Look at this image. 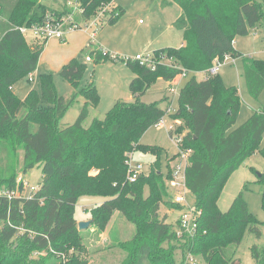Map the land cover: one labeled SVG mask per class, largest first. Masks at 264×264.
<instances>
[{"label": "trees", "instance_id": "trees-1", "mask_svg": "<svg viewBox=\"0 0 264 264\" xmlns=\"http://www.w3.org/2000/svg\"><path fill=\"white\" fill-rule=\"evenodd\" d=\"M79 1L80 11L74 17L77 23L91 20L114 0ZM171 2L181 9L173 25L182 30L184 44L155 49L152 67L122 59L134 72L129 82L133 99L117 100L102 119L95 118L85 126L89 108L98 104L99 94L93 82L80 86L86 64L76 57L59 71L74 89L68 96L57 93L49 72L39 75V90L30 89L24 98L13 91L15 83L26 77L29 80L46 40L30 44L20 27L41 24L48 11L56 16L68 11L48 10L42 0H0V189L17 188L16 166L20 162L22 173L38 166L42 175L39 188L30 196L9 198L0 194V264H88L79 254H68L80 246L74 206L81 195L103 196V201L91 209L92 222L99 228L115 210L134 223L129 260L121 264H184L188 252L200 256L204 264H240L234 252L243 233L248 230L260 236V221L249 211L241 192L226 211L218 208L217 200L231 173L263 138L264 103L232 129L240 109L236 88L224 85L208 70L213 60H223L225 53L241 57L248 93L254 99L260 96L264 59L243 55L235 49L233 39L246 35L260 20L264 0H162L163 5ZM123 11L121 6L113 7L108 22ZM161 55L171 57L177 66L161 61ZM90 56L95 63L110 57L100 48L91 50ZM183 69L207 71L208 75L187 79L179 88L176 111L169 114L181 121L169 130L170 136L173 131L180 135L179 148L190 150L185 185L199 212L195 233L184 235L179 246L173 243L181 241L173 225L158 216L164 196L169 208H181L170 199L165 180L171 174L169 161L179 152L167 161L164 174L160 166L162 147L143 144L140 138L168 114L160 105L162 99L147 103L141 100L142 94L158 78L172 80ZM79 96L84 103L75 122L61 125L62 117ZM132 151L150 153L155 159L148 172L131 182L126 161ZM260 152L264 157V146ZM258 179L264 186V171ZM146 187L148 194L144 196ZM175 248H181L178 261ZM251 256L254 264H264V245H252Z\"/></svg>", "mask_w": 264, "mask_h": 264}, {"label": "rangeland", "instance_id": "rangeland-1", "mask_svg": "<svg viewBox=\"0 0 264 264\" xmlns=\"http://www.w3.org/2000/svg\"><path fill=\"white\" fill-rule=\"evenodd\" d=\"M118 6L123 8V13L114 21L108 22L110 10L115 7V3L104 5L98 12L91 17L93 23L97 24L92 28L94 36L89 38V45L82 50H78L76 57L86 62V69L81 78L80 86L84 87L87 83L93 82L99 94V102L96 106L89 108V115L83 122V125L88 126L95 118L102 119L110 110L117 100H131L129 91V81L134 76L132 69L122 61V59H130L134 62V56L137 53L143 52L146 56H152L154 50L159 47L172 46L178 47L182 41V30L177 29L173 24V20L179 14V7L176 3L171 5H163L162 0H114ZM42 2L53 8L55 11L72 12L73 17L79 12L77 6H80L79 0H42ZM50 8H48L49 10ZM52 13V11H48ZM63 15V14H62ZM25 38L28 43H41L43 38L31 32L25 33ZM235 49L245 56L256 59H264V12L260 20L255 26L249 28V32L243 36H237L233 39ZM100 48L109 52V57L106 61L95 63L85 61V56L90 55V51ZM156 56V55H155ZM44 72H49L53 76L57 93L63 96H68L73 92L71 84L60 76L59 72L47 66L46 64L37 65L34 71L27 77L21 79L13 85V89L20 98H24L27 92L34 88L39 90V75ZM207 71L202 72H186L180 74L178 80L177 91L168 92L169 98L172 97V102L162 123L163 126L149 127L141 136L140 142L143 144L158 145L162 147L160 156L161 171L166 174L167 161L178 151L175 141L174 131L170 137L169 130L174 128L179 123H174L176 120L169 115L177 109V95L179 88L184 85L187 79L195 75L197 79L205 77ZM224 85L234 86L240 98V109L235 124L232 129L242 124L254 111H256L264 103V90L257 99L250 96L247 86L242 75L243 62L241 57H234L221 64L215 72ZM208 74V73H207ZM206 74V75H207ZM166 83L157 79L141 96L144 102H153L163 94ZM84 103V98L79 96L71 107L66 111L61 119V125H70L75 122ZM162 107H166L165 103H161ZM37 126L33 125V130ZM264 146V134L257 148L242 161L228 178L220 196L217 200V206L221 211H226L233 199L241 192L249 211L260 221L259 229L260 236L246 230L240 243L236 246L234 257L240 264H254L251 256V247L256 244L264 245V209L262 207V191L264 186L259 181V175L264 171V157L260 150ZM21 155V151H18ZM132 154L133 164H141L144 168L143 172H148L152 162L155 159L150 153H142L139 151L130 152ZM178 156L169 161L170 167L177 164ZM21 162L16 166L17 178H24L29 186L40 185L42 180L41 169L35 166L25 173L20 171ZM166 180V179H165ZM172 197L173 191H169ZM148 194L147 187L144 190V196ZM166 198L163 197L159 205V218L165 217V222L177 227V216L179 209L169 208L166 205ZM103 196L99 195H81L77 198L74 206V217L78 222L91 220V223L85 229L80 230L81 240L80 246L71 248L68 254H79L87 259L88 264H121L125 260H129L128 243L134 236L135 225L129 221L123 212L115 210L111 218L103 227H98L92 222L91 209L103 201ZM186 202L192 209L194 208V196L186 190ZM176 236L181 241L173 240V243L181 246L184 240V235H179L176 231ZM165 242V241H164ZM164 246H166L163 243ZM181 248L174 249V257L178 261L181 257ZM45 254L44 251H40ZM65 259L66 256H63ZM199 264H204L203 259L197 257Z\"/></svg>", "mask_w": 264, "mask_h": 264}, {"label": "built area", "instance_id": "built-area-1", "mask_svg": "<svg viewBox=\"0 0 264 264\" xmlns=\"http://www.w3.org/2000/svg\"><path fill=\"white\" fill-rule=\"evenodd\" d=\"M80 11V6H77V8ZM94 20H89L82 23H77L72 15V12H68L66 14L56 16L51 13H47L43 22L39 25L33 24L31 27H20V30L25 34L26 32H31L33 34H37L41 36L42 38H50L55 37L58 39H62L67 31L70 30H77V29H85V30H92V35L94 33V30L92 29L97 22L93 23ZM94 36V35H93ZM106 51V50H103ZM111 57V56H110ZM230 54H224L223 60H220L218 58H215L213 60V67H211L208 72L215 73L217 68L223 64L224 62L232 59ZM86 61H92V57L90 55L85 56ZM134 60L139 61L141 64H145L146 66H153L156 62V58L154 57V54L152 56L148 55L146 56L143 52L137 53L134 56ZM160 60L164 61L165 63L171 65V66H177V64H174L175 62L173 59L167 58L164 55L160 56ZM186 70L183 69L180 74H186ZM30 79V77H29ZM171 92H175V88H171ZM156 126L162 127L163 123L162 120L156 124ZM173 129V128H170ZM172 137V136H171ZM175 141L177 143V150L179 152L178 154V162L176 165L171 167V174L170 177L166 179V185L168 188V191H173V196L170 197V199L181 205L180 213L177 219V227L176 231H178L179 235H189L193 236V234L196 231L197 227V218L199 215L198 210L195 208L192 209L190 206H188L186 202V185H185V168L187 165V159L190 154L189 149H181L179 148V144L181 142V136L176 135L174 136ZM128 164V173H127V179L129 181H134L137 176L144 171V168L141 164H133L132 162V154H129V159L126 161ZM18 186L15 190H8V189H0V194H5L7 197L11 198L13 196H30L34 191H36L39 188V185L37 186H29L28 182L24 180V178L20 177L18 179ZM22 186V188L20 187ZM184 264H198L197 257L192 255L191 253H187L185 256Z\"/></svg>", "mask_w": 264, "mask_h": 264}, {"label": "crops", "instance_id": "crops-1", "mask_svg": "<svg viewBox=\"0 0 264 264\" xmlns=\"http://www.w3.org/2000/svg\"><path fill=\"white\" fill-rule=\"evenodd\" d=\"M113 2L115 3V1H113ZM171 4H173V2L169 3L168 5H171ZM115 6H118V4L115 3ZM48 8H51V7H48ZM51 9H53V8H51ZM179 10H180L179 14L176 16V18L181 13L180 7H179ZM174 20H173V22H174ZM173 22H172V24H173ZM93 35H94V33H93ZM93 35H92V30L77 29V30L67 31L65 36L62 39H58L55 37H50V38L46 39L44 44H43V48H42L41 54L39 56V60H38L37 65L46 64L47 66H51V68L54 69L55 71L59 72L61 67L65 63H67L73 57H76L78 50H82L87 45H89L88 44L89 38L93 37ZM183 44H184V42L182 40L179 46H181ZM84 63L86 64V62H84ZM207 73L204 72L205 77L208 75ZM179 75L180 74L176 75L172 80H165L161 77L158 78V79H160L166 83L165 89L163 90V94L160 97V99H162L163 100L162 102H164L166 104L165 108H167V110H169L171 102H172V98H173L172 97L170 99L169 95H167V93L170 92V93H172V95L174 94V92L170 91L171 88H175L177 91V85L179 84L178 80L180 78ZM13 91H15V90L13 89ZM132 99L133 98L131 95V100ZM160 99H158V100H160ZM161 103H160V105H161ZM174 123H179V121L176 120ZM179 213H180V209H179ZM178 216H179V214H178ZM178 216H177V218H178Z\"/></svg>", "mask_w": 264, "mask_h": 264}, {"label": "water", "instance_id": "water-1", "mask_svg": "<svg viewBox=\"0 0 264 264\" xmlns=\"http://www.w3.org/2000/svg\"><path fill=\"white\" fill-rule=\"evenodd\" d=\"M91 223V220H87V221H81L78 222V228L81 229H85L88 227V225Z\"/></svg>", "mask_w": 264, "mask_h": 264}]
</instances>
